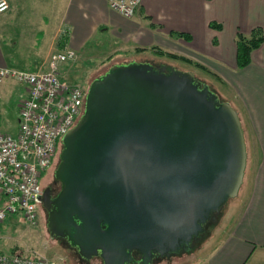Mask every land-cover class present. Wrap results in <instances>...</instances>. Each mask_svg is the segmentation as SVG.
Here are the masks:
<instances>
[{"label":"water","instance_id":"water-1","mask_svg":"<svg viewBox=\"0 0 264 264\" xmlns=\"http://www.w3.org/2000/svg\"><path fill=\"white\" fill-rule=\"evenodd\" d=\"M247 157L237 111L192 72L115 64L62 140L59 193L40 198L50 236L102 264L189 253L238 196Z\"/></svg>","mask_w":264,"mask_h":264},{"label":"crops","instance_id":"crops-1","mask_svg":"<svg viewBox=\"0 0 264 264\" xmlns=\"http://www.w3.org/2000/svg\"><path fill=\"white\" fill-rule=\"evenodd\" d=\"M8 2L10 9L0 15V68L46 69L51 56L65 49L74 50L77 58L61 69H81L92 60L99 61L100 68L115 58L164 59L155 49L189 57L227 84L238 107L228 102L257 155L247 160L243 189L229 205L225 238L210 239L214 246L207 264H264V42L243 69L237 67L236 44L238 32L264 31V0H142L131 18L105 0ZM212 23L219 27L212 28ZM178 33L188 34L190 41L175 37ZM16 83L2 79L0 106L3 94L17 98L18 106L26 99V86Z\"/></svg>","mask_w":264,"mask_h":264},{"label":"built area","instance_id":"built-area-1","mask_svg":"<svg viewBox=\"0 0 264 264\" xmlns=\"http://www.w3.org/2000/svg\"><path fill=\"white\" fill-rule=\"evenodd\" d=\"M121 16L135 15L142 0H105ZM10 9L0 0V15ZM77 54L65 49L53 54L46 69L0 68V82L13 78L27 88L20 104L17 136L0 131V226L19 214L29 225L40 218L41 181L58 155L63 138L76 126L85 109L87 89L64 80L59 69ZM0 264H52L42 257L0 253Z\"/></svg>","mask_w":264,"mask_h":264},{"label":"rangeland","instance_id":"rangeland-1","mask_svg":"<svg viewBox=\"0 0 264 264\" xmlns=\"http://www.w3.org/2000/svg\"><path fill=\"white\" fill-rule=\"evenodd\" d=\"M136 59L138 62H143L144 59H146L147 61L151 60V62L158 66L166 65L168 68H176L177 70L192 72L198 80L204 84H207L211 89L216 91V93H218L223 100L230 101V103L235 108L238 107L237 99L230 89H227L221 85L220 82L196 68L187 66L180 62L172 61L167 58L157 61V59L153 58L151 55L138 56ZM130 60L131 59L120 61L118 58H115L113 61L105 66H101L100 68V62L93 60L87 66H82L81 69L72 67L69 69V66L64 64L68 67L61 69L60 66L59 71L64 77L65 81L71 84L77 83L88 88L92 81L104 74L109 69V67L113 66L114 62H122V64H125ZM193 61L196 62L195 60ZM16 84L20 85L19 83ZM0 97H2L1 94ZM17 100L18 99H15L14 97L11 99H6L4 94L3 98H1L0 131L2 133H8L14 136H17L18 134L20 106H18L19 102ZM246 142L251 144L250 139L246 140ZM246 145L248 155L247 160L249 161V159H253L257 154L254 152V149L251 146L249 147V144L246 143ZM61 151L62 145L59 147L58 155H60ZM51 180V173L49 174L48 172H45L41 184H48L51 182ZM242 189H240V191ZM234 201L235 198L231 199L223 208L219 215L218 222L214 224L215 228L206 235L204 243L201 245L195 244L192 251L189 253H182L181 256L179 255L178 257L169 261L157 262L155 264H207L209 257L208 254L210 249L214 246L210 245L214 242V240L210 241V239L219 238L217 239V241H219L220 238H225V228L229 225V222L225 220V217L229 209V205H232ZM0 253H19L31 257H42L47 259L52 264H102L100 259H93L90 263L81 262V260L78 259L75 254H73L72 250L68 248V245L65 246L60 240L52 238L50 236L47 227L46 216L44 214L40 215L39 221L35 226L29 225L19 214L10 216L0 226ZM60 256L63 257V259H60Z\"/></svg>","mask_w":264,"mask_h":264},{"label":"trees","instance_id":"trees-1","mask_svg":"<svg viewBox=\"0 0 264 264\" xmlns=\"http://www.w3.org/2000/svg\"><path fill=\"white\" fill-rule=\"evenodd\" d=\"M207 1H211V0H207ZM210 26L212 28H216V27L218 28L219 27V25L214 24V23L210 24ZM174 36L184 38L185 40H188V41H190V39H191L188 34H184V33L174 34ZM263 42H264V31L261 28H255L251 32V34H249V35H245V34H242L240 32L237 33V36H236L237 67L239 69L246 68L251 64V54L253 53V51L259 49L262 46ZM141 51H143V50H141ZM153 51L156 52L159 57L167 58V59H170V60L175 61V62L183 63L187 66L196 68V69L200 70L201 72L206 73L207 75L211 76L216 81L220 82L221 85H223L224 87H226L228 89L227 84L217 74L213 73L211 70H209L207 67L203 66L202 64L194 62L193 60H191L185 56L166 53V52H163L161 50H155V49ZM75 84H77V83H75ZM214 92L216 93V91H214ZM216 94L219 96L221 101L228 102L226 100H223L218 93H216Z\"/></svg>","mask_w":264,"mask_h":264},{"label":"flooded vegetation","instance_id":"flooded-vegetation-1","mask_svg":"<svg viewBox=\"0 0 264 264\" xmlns=\"http://www.w3.org/2000/svg\"><path fill=\"white\" fill-rule=\"evenodd\" d=\"M149 63H151V64H153L154 66H155V68L158 70L160 67H161V65H156V64H154L153 62H149ZM171 70V68H168L167 67V71H170ZM59 156L60 155H57L56 157H55V159H54V162H53V164H52V166L50 167V169L47 171L49 174L51 173V176H52V180H51V182H49L48 184H45V185H43V193L45 192V190H47L48 189V196L50 197V198H55L56 196H57V194L59 193V191H60V189H61V184H60V182L58 181V180H56V178H55V171H56V169H57V167H58V165H59V162H60V160H59ZM55 162H57V163H55ZM39 211H40V215H42V214H44L45 216H46V221H47V219H48V212L46 211V209H45V207H44V205L41 203V205H40V207H39ZM215 228V225L213 224V225H210L209 226V229L200 237V239H199V242H197V243H193V245L192 246H194L195 244H202V243H204V241H205V237H206V235L208 234V233H210V231L212 230V229H214ZM58 240V239H57ZM60 241L66 246V245H68V248L70 249V250H72V252H73V254H75V256L78 258V259H80L81 260V262H88V263H90L93 259H100V258H93V259H91V260H89V261H87V260H84L83 258H81L80 256H79V254L77 253V251L74 249V248H72V247H70V245L68 244V242H67V240H65V239H60ZM180 256L182 255V253L181 254H179ZM179 255H176V256H173V257H170V258H165V257H161V258H159V259H153V263L152 264H155V263H157V262H163V261H169V260H171V259H173V258H176V257H178ZM132 257L135 259V260H139L140 259V255L137 253V252H133L132 253ZM101 260V259H100ZM102 262V261H101ZM130 264H135V263H130Z\"/></svg>","mask_w":264,"mask_h":264},{"label":"bare ground","instance_id":"bare-ground-1","mask_svg":"<svg viewBox=\"0 0 264 264\" xmlns=\"http://www.w3.org/2000/svg\"><path fill=\"white\" fill-rule=\"evenodd\" d=\"M110 68V67H109Z\"/></svg>","mask_w":264,"mask_h":264}]
</instances>
